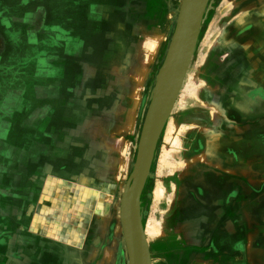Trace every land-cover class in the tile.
Returning <instances> with one entry per match:
<instances>
[{
	"label": "rangeland",
	"instance_id": "1",
	"mask_svg": "<svg viewBox=\"0 0 264 264\" xmlns=\"http://www.w3.org/2000/svg\"><path fill=\"white\" fill-rule=\"evenodd\" d=\"M4 1L0 15L7 18L0 28L6 30L9 46L0 78H18L22 83L10 81L6 93L5 82H0V141L9 145L26 137L32 141L33 130L12 129L8 112L31 105L28 95L18 100L17 93L32 86V76L49 75V62L59 58L61 47L69 51L63 55L66 60L93 61L114 78L105 84L113 96L107 99L110 114L102 116L109 120L113 114L116 119L109 156L98 148L99 155L91 157L92 168L83 179L79 174L44 177L43 169L54 170L52 164L46 169L44 162L36 173L29 147V157L22 164L14 162L15 153L9 155L4 180L8 188L2 196L9 203L0 209V264H29L27 253L38 250L42 254H37V264H64L61 254L69 250L86 253L85 259L73 260L77 264H131L123 198L151 99L166 82L176 58L186 0H104L103 17L97 19L91 11L73 29L46 12L49 6L43 3L34 13L39 18L37 31L24 38L23 31H34L31 21L25 22L32 4ZM148 5L151 9L145 13ZM259 77L264 79V0H209L191 64L160 135L140 200L151 264H248L245 242L238 236L242 219L238 200L248 140L264 136L259 130L264 96L250 91L253 85L264 84ZM54 133L57 139L60 135ZM61 150L54 148L53 157H63ZM56 167V174L66 171L63 161ZM69 186L76 195L65 194ZM38 187L42 193L35 200ZM35 201L42 204L39 213ZM49 201L54 203L48 205ZM71 202L87 208L82 242L67 240L72 229L71 234L80 235L79 227L69 222L71 217L62 226L54 225L55 217L60 223L62 210ZM148 228H154V234L148 235Z\"/></svg>",
	"mask_w": 264,
	"mask_h": 264
},
{
	"label": "crops",
	"instance_id": "2",
	"mask_svg": "<svg viewBox=\"0 0 264 264\" xmlns=\"http://www.w3.org/2000/svg\"><path fill=\"white\" fill-rule=\"evenodd\" d=\"M88 1L89 3L86 4V0H22L21 6H24L26 3L32 4L31 11L26 14L25 22L30 20L31 28L34 31L28 28L27 31H23L22 35L24 36H19L24 38L28 34L31 35L37 31L38 28L35 29V27L39 18L36 19L34 13L36 9L41 10L40 5L43 3H47L49 6L46 12L53 14L55 18L64 19L65 26L72 27V29L73 26H78L79 18L82 19L84 14H88L91 11L95 12L97 19H99V15L101 14L103 17L104 0ZM100 2L102 3L101 7ZM132 2H136V0H132ZM2 3H5V1L0 0L1 7ZM55 4L58 5L59 10ZM150 9L151 7L148 5L144 12L147 13ZM18 14L21 15L20 12ZM6 18L7 15L6 17L0 15V23L3 26L6 24ZM3 26L0 28V64L4 60L3 56L9 46V40L6 37L4 38V34L7 32L6 30L4 31ZM80 27L83 28L82 26ZM58 52L60 53L59 58H54L49 62V75L36 74L31 77L33 84H31L32 86L27 85L25 93H23L24 91L21 93H17L16 91L18 100L28 95L32 99L31 105L27 107L16 106L11 112H8L10 115L8 120L12 123V129H32L34 135L32 141L26 137L20 143H12V145L0 141L4 146V150L0 151V168L4 167V169L0 170L1 211L8 208L9 203L7 200L2 199L3 194L7 193L8 188V183L4 182V180L8 178V169H5V167L8 165L9 155H14L15 153L17 157L14 162L22 164L29 157L26 156V147H29L32 150L31 158H33L31 164L36 173H39L40 169L43 168L41 164L44 162L46 169L51 164L54 167L53 171L43 169L45 173L44 177L47 175L50 179H57L59 177L67 178L70 174H79L78 177L81 176L80 179H83L82 175L88 176L87 173L92 168L93 159L91 157L99 155L95 151L99 152L98 148H100L103 151V156L107 158L109 148L111 147L110 144L114 145L113 119L116 118L113 114H111L112 118L109 120L102 116V114H110L107 99L112 95L106 90L105 84L113 81L114 78L106 76L104 72H101L102 65L92 64L93 61L92 63H85L83 60L77 61L74 59L68 61L63 55H65V52L69 53V51L62 47L59 48ZM99 52H96V59ZM14 80L22 83L18 78L13 80L8 79L7 81L0 78L1 83L2 81L5 82L6 93L9 91L10 81L13 82ZM42 80H48V82ZM18 87L20 86L18 85ZM262 118L259 130L264 133V115ZM107 122H110L109 125ZM48 131L52 132V136H50V133L47 134ZM54 132L60 135L58 138L56 137L57 139L53 136ZM41 135L44 137L41 138ZM248 144L250 145L247 148L246 165L240 170L243 180L241 184L243 190L238 200L240 215L242 217L240 225L238 224L241 232L238 236L245 242L247 263L264 264V136L257 137V140L249 139ZM54 148H57V150L62 148L61 153L63 157H53ZM6 152L8 155H3ZM58 161H63L66 167L64 174L54 173L57 170L56 165ZM24 168L21 167L22 171H24ZM232 173L234 174L235 172ZM39 177L41 176L39 175ZM38 188V197L35 200L39 199L42 193L41 187ZM66 190L68 191H65V194L76 193L72 191L70 186ZM78 193L81 194V192ZM52 203L54 202L49 201L48 205ZM41 206L42 204H37L35 201L34 208L36 213H39ZM62 211L61 215L63 218H60V223H57V217H55L54 225L62 226V221H67V218L71 217L69 222L74 228L79 227L80 230L78 232L80 235L76 236L75 231L71 234L72 229L69 235H66L67 237L69 236V239H66L68 241L82 242L85 225L83 218L87 216V208L82 203L71 202L68 209ZM232 233L234 235L235 231L232 230ZM52 253L55 254V250ZM27 254L29 264H37L35 262L37 254H42V252L38 250L37 253L32 252ZM53 254L49 256L50 259H53ZM24 256L26 257L25 252ZM64 256L61 254V259H65L64 264H77L78 262H74V259L79 261L83 257L84 259L87 257L83 250L65 251ZM67 259L70 260L68 261ZM24 263L25 261L20 264Z\"/></svg>",
	"mask_w": 264,
	"mask_h": 264
},
{
	"label": "water",
	"instance_id": "3",
	"mask_svg": "<svg viewBox=\"0 0 264 264\" xmlns=\"http://www.w3.org/2000/svg\"><path fill=\"white\" fill-rule=\"evenodd\" d=\"M209 0H186L176 58L164 85L152 97L144 123L134 172L127 183L122 212L131 264H151L140 200L160 135L187 75Z\"/></svg>",
	"mask_w": 264,
	"mask_h": 264
},
{
	"label": "flooded vegetation",
	"instance_id": "4",
	"mask_svg": "<svg viewBox=\"0 0 264 264\" xmlns=\"http://www.w3.org/2000/svg\"><path fill=\"white\" fill-rule=\"evenodd\" d=\"M257 79H258V81L261 80V82L264 80V79H262L261 77H259V78H257ZM250 91H252V92L255 94V96L263 97V96H264V84L262 83V84H259V85H257V86H254V85H253V87L251 88Z\"/></svg>",
	"mask_w": 264,
	"mask_h": 264
},
{
	"label": "bare ground",
	"instance_id": "5",
	"mask_svg": "<svg viewBox=\"0 0 264 264\" xmlns=\"http://www.w3.org/2000/svg\"><path fill=\"white\" fill-rule=\"evenodd\" d=\"M161 193V192H160ZM152 225V224H151ZM147 234L150 235V234H154V228H148L147 230Z\"/></svg>",
	"mask_w": 264,
	"mask_h": 264
}]
</instances>
